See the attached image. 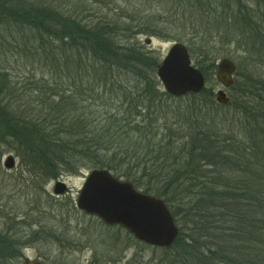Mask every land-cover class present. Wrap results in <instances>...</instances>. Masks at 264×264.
Masks as SVG:
<instances>
[{
	"label": "trees",
	"instance_id": "trees-1",
	"mask_svg": "<svg viewBox=\"0 0 264 264\" xmlns=\"http://www.w3.org/2000/svg\"><path fill=\"white\" fill-rule=\"evenodd\" d=\"M171 4L183 7L191 43L202 42L197 66L205 76L219 47L236 41L242 51L233 100L221 106L234 107L232 117L204 112L208 89L169 103L176 100L156 76L158 58L139 41L169 23L83 21L43 0H0V48L12 46L3 32L22 26L13 47L38 54L50 76L65 73L61 85L43 77L21 107L0 60V137L30 164L69 174L108 169L162 198L180 228L165 249L184 264H264V0ZM177 114L178 122L169 119ZM0 238V264H16L22 242Z\"/></svg>",
	"mask_w": 264,
	"mask_h": 264
},
{
	"label": "rangeland",
	"instance_id": "rangeland-1",
	"mask_svg": "<svg viewBox=\"0 0 264 264\" xmlns=\"http://www.w3.org/2000/svg\"><path fill=\"white\" fill-rule=\"evenodd\" d=\"M43 1L54 3L62 12H74L83 21L120 16L135 25L140 23L150 25L158 22L159 26H165L169 23L170 28L161 32L160 36L140 35V44L158 58L160 63L175 42L184 43L188 46L193 63L198 65L200 54L198 48L202 42L196 39V44L193 43L194 41L191 43L194 37L185 34L186 21L184 18H179L183 7L178 6L180 10L176 11L171 6L172 0ZM24 30L26 29L22 26H15L10 32H3L12 46L5 44L0 48V60L9 72L13 86H17L15 88L18 89L19 96L16 102L17 106L21 107L29 96L24 95L23 98L24 92L35 88L39 82L45 80L43 77L50 82L54 80L60 84L63 81L61 76H65V73L60 72L51 73L50 76L45 72L44 60L39 58L38 54L33 56L13 47L17 40L21 41ZM148 38L152 39L151 44L146 43ZM181 38L189 40L190 45ZM236 48V41L229 42L224 47H219L213 55L212 60H215L216 65L207 69L208 75L205 80L206 89L212 95L222 87L215 76L220 58H230L238 67L239 58L243 55L242 51ZM236 78L237 75L235 80ZM227 92L233 100V92L230 89H227ZM174 99L176 101L169 100V103H182L181 97ZM202 99L204 98L199 99L200 103ZM212 99L214 100V96ZM202 102L203 110L209 112L207 113L209 116L212 114L219 118L233 116L234 107L214 106L213 101L206 99ZM207 114L204 116L209 118ZM177 117L180 118V115H170L169 119L178 122ZM174 131L177 133L176 128ZM9 154H13L16 159V167L12 170L4 167V160ZM34 158L40 161L39 155ZM29 160L28 153L20 154L0 137V234H5L9 230L11 234L8 236L14 235L22 242L21 255L14 259L16 264H24L25 258L39 259L46 264H184L182 258L178 257L181 253H176L174 248L165 249L147 245L134 238L124 228L107 226L99 218L77 209L78 193L89 170L84 169L77 174L57 173V168L41 166L42 161L36 165L30 164ZM58 181L67 185V193L62 195L54 193ZM0 242L4 240L0 238ZM2 245L0 243V247Z\"/></svg>",
	"mask_w": 264,
	"mask_h": 264
},
{
	"label": "water",
	"instance_id": "water-1",
	"mask_svg": "<svg viewBox=\"0 0 264 264\" xmlns=\"http://www.w3.org/2000/svg\"><path fill=\"white\" fill-rule=\"evenodd\" d=\"M151 43V38L147 39ZM186 44L176 42L158 65L157 75L166 91L175 97L199 93L205 86L204 74L192 64ZM236 63L227 57L217 64L216 77L223 88L214 93L218 104H227V88L234 85ZM8 170L16 167V159L9 154L4 160ZM67 185L58 181L54 193L65 194ZM86 214L99 217L108 225H122L139 240L157 247L171 246L179 234V227L166 202L153 194L138 190L129 180L118 178L107 169L92 170L83 184L76 202ZM25 264H44L26 259Z\"/></svg>",
	"mask_w": 264,
	"mask_h": 264
},
{
	"label": "flooded vegetation",
	"instance_id": "flooded-vegetation-1",
	"mask_svg": "<svg viewBox=\"0 0 264 264\" xmlns=\"http://www.w3.org/2000/svg\"><path fill=\"white\" fill-rule=\"evenodd\" d=\"M6 229H9V228H6ZM6 229H5V230H6ZM6 233H7L8 235H10V234H11V233L9 232V230H8V232H6ZM25 259H27V258H25ZM33 260H34V259H33Z\"/></svg>",
	"mask_w": 264,
	"mask_h": 264
}]
</instances>
